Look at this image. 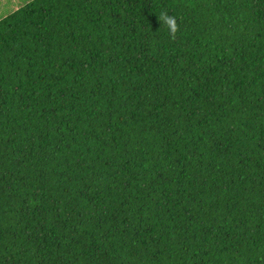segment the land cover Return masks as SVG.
<instances>
[{
	"label": "trees",
	"instance_id": "16d2710c",
	"mask_svg": "<svg viewBox=\"0 0 264 264\" xmlns=\"http://www.w3.org/2000/svg\"><path fill=\"white\" fill-rule=\"evenodd\" d=\"M0 264H264V0L0 20Z\"/></svg>",
	"mask_w": 264,
	"mask_h": 264
},
{
	"label": "clouds",
	"instance_id": "9594fccd",
	"mask_svg": "<svg viewBox=\"0 0 264 264\" xmlns=\"http://www.w3.org/2000/svg\"><path fill=\"white\" fill-rule=\"evenodd\" d=\"M158 20L163 27H166L168 33L172 39L176 38V34L179 31V25L177 18L173 15H169L167 11H162L158 15Z\"/></svg>",
	"mask_w": 264,
	"mask_h": 264
},
{
	"label": "rangeland",
	"instance_id": "374dc122",
	"mask_svg": "<svg viewBox=\"0 0 264 264\" xmlns=\"http://www.w3.org/2000/svg\"><path fill=\"white\" fill-rule=\"evenodd\" d=\"M29 1L30 0H0V20Z\"/></svg>",
	"mask_w": 264,
	"mask_h": 264
}]
</instances>
